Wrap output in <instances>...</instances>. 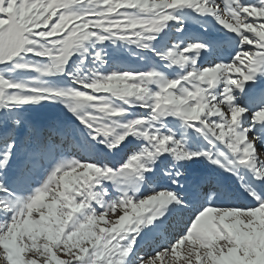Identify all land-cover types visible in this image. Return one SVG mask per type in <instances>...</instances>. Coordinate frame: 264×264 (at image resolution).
I'll use <instances>...</instances> for the list:
<instances>
[{
  "label": "snow or ice",
  "instance_id": "obj_1",
  "mask_svg": "<svg viewBox=\"0 0 264 264\" xmlns=\"http://www.w3.org/2000/svg\"><path fill=\"white\" fill-rule=\"evenodd\" d=\"M0 264H264V0H0Z\"/></svg>",
  "mask_w": 264,
  "mask_h": 264
},
{
  "label": "rangeland",
  "instance_id": "obj_2",
  "mask_svg": "<svg viewBox=\"0 0 264 264\" xmlns=\"http://www.w3.org/2000/svg\"><path fill=\"white\" fill-rule=\"evenodd\" d=\"M117 58L126 64H129V65H132L135 67L141 66V65L137 64L134 57L129 56L127 53H123V54L119 55Z\"/></svg>",
  "mask_w": 264,
  "mask_h": 264
}]
</instances>
